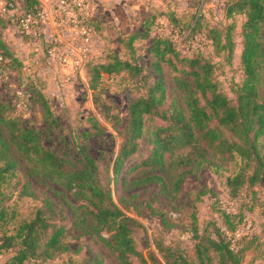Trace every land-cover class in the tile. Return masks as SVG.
<instances>
[{"label": "rangeland", "instance_id": "rangeland-1", "mask_svg": "<svg viewBox=\"0 0 264 264\" xmlns=\"http://www.w3.org/2000/svg\"><path fill=\"white\" fill-rule=\"evenodd\" d=\"M231 1L108 0L110 6L104 8L106 19L98 32L92 30L89 39L78 34L79 27L75 23L78 14L71 9L62 16L60 24L68 20L81 43L78 49H88L82 66L74 64L77 55L66 51L56 36L47 40L42 33L39 37H29L16 28L18 33L11 36L13 40L7 38L21 64L14 72L0 70V96L8 101L13 116L21 118L27 129L40 132L47 147L68 152L74 158L83 152L94 158L101 184L130 218L135 245L142 253L135 264H221L210 244L219 226L231 237L232 248L241 251V264H264V181L253 186L245 183L239 189L228 184V179L245 167L240 156L229 160L211 155L208 158L211 161L188 163L190 148H177L165 155V167L153 169L145 164L152 145L143 138L137 152L128 158L122 169L119 172L114 169L127 134L128 105L134 97L146 93L149 84L161 78L167 93L164 108L173 102L184 105L187 87L194 81L188 74L190 68L185 59L197 47L194 45H200V50L212 60L213 75L220 88L230 97L235 96L234 88L244 77L241 53L246 16L243 13L227 15L226 5ZM98 2L93 0L92 6L97 8ZM101 10L99 6L95 16L94 10L90 11L86 18L89 23H95L93 17L96 19ZM171 14L180 21V26H176L181 31L177 34ZM197 16L201 18L190 38L187 33ZM147 18L151 20L152 35L174 34L183 58H174L173 62L159 60L150 53L151 41L147 39L134 41L132 51L118 41V33L129 35ZM8 27L0 28L1 35H11L12 29ZM210 27L217 30L211 31V36L218 33L222 44H213L207 34ZM262 34L264 36V21ZM105 45L123 58L135 54L144 69L139 73H103L94 80L93 71L85 64L91 54L96 57L93 61L100 59ZM181 80L185 81L184 86L180 85ZM20 94L27 103L24 109L19 106ZM41 95L56 117L55 126H51L44 115ZM164 124L165 121L151 120L148 127L152 130L153 126ZM1 135L7 138L6 131L0 128ZM13 152L17 167L0 182V207L8 214L9 229L31 219L41 207L50 221L65 225L68 244L67 251L61 254L40 255L26 264H90L95 258L102 264H120L116 252L108 244L114 228L100 226L91 218L77 224L72 206L79 201L72 193L59 182L40 177ZM2 163L0 161V167ZM183 171L184 176L180 174ZM244 172L248 174L250 169ZM151 174L161 175L163 181L144 179ZM179 178L182 182L176 187ZM228 210L231 214H227ZM11 253H0V264H5Z\"/></svg>", "mask_w": 264, "mask_h": 264}, {"label": "trees", "instance_id": "trees-1", "mask_svg": "<svg viewBox=\"0 0 264 264\" xmlns=\"http://www.w3.org/2000/svg\"><path fill=\"white\" fill-rule=\"evenodd\" d=\"M24 6L27 10L36 11L40 3L38 0H24ZM226 12L227 15L243 13L246 16L241 53L244 77L234 88L235 96L230 97L220 88L213 75L212 60L200 50V45H194L197 47L185 59L190 68L188 74L194 77V81L187 87L184 105L173 102L168 108H164L167 93L161 78L156 80V83L149 84L146 93H140L130 101L127 134L114 162L115 172L122 169L128 158L137 152L139 141L146 138L152 145V150L145 164H150L153 169L158 166L165 167V155L173 153L175 149L190 148L186 159L188 163L201 164L207 160L211 161L212 159H208L211 155L229 160L240 156L245 167L228 179V184L235 189L245 183L253 186L264 181V90L261 89L264 87V0H232L226 5ZM0 18V24L6 23L0 28H6L10 21L9 16L0 14ZM171 18L172 23L175 22L172 25L177 34L181 31L178 27L180 21L173 15ZM194 18L195 21L187 33L190 38L194 36V28L201 16ZM150 21L149 18L145 19L127 36L118 33V41L132 51L134 41L147 39L151 41L150 53L159 60L173 62L174 58L182 57L174 34L152 35ZM87 24L96 32L100 30L97 23L88 21ZM1 29L0 52L8 57V62L0 70L8 69L14 72L21 64V59L2 37ZM211 31L217 30L210 27L207 31L213 44H222L218 33L212 37ZM107 45L102 49L103 56L100 59L93 61L96 57L91 54L86 61L85 65L93 71L94 80L103 73H139L144 69L136 60L135 54L123 58ZM158 73H162L160 65ZM184 82L181 80L179 83L184 86ZM40 97L44 115L49 119V124L55 126L56 117L49 102L42 95ZM151 120L165 121L166 124L155 125L150 130L148 124ZM0 128L7 133V138L0 136V161H3L0 167V182L17 167L13 155L15 151L36 174L45 180L59 182L79 201L72 203L75 210L74 221L77 224L86 223L91 218L100 226L114 228L108 244L116 252L120 264H135V259L142 257L131 233L130 218L115 204L110 191L101 184L93 157L83 152L81 156L74 158L68 152H58L47 147L39 131L34 128L27 129L21 118L13 116L8 101L2 96ZM247 168L250 169L248 174L244 172ZM180 174L185 175L184 171ZM144 179L163 181L159 174H151ZM178 180L176 187L181 185L182 178ZM7 215L5 208L0 207V253L12 251L5 264H26L40 255L51 257L67 251L65 225L50 221L41 207L36 209L31 219L18 223L17 227H14L15 230L9 229ZM231 242V237L221 230L220 226L215 232V237L210 239L221 264H241V251L232 248ZM90 264H102V261L95 258Z\"/></svg>", "mask_w": 264, "mask_h": 264}, {"label": "built area", "instance_id": "built-area-1", "mask_svg": "<svg viewBox=\"0 0 264 264\" xmlns=\"http://www.w3.org/2000/svg\"><path fill=\"white\" fill-rule=\"evenodd\" d=\"M38 1L40 7L36 11H32L25 8L24 0H0V14L13 18L17 29L23 35L39 37L46 23L59 25L62 16L71 9H75L78 14L75 20L79 27L78 34L85 36L86 39L90 38L92 28L87 24L86 18L91 11V0H53L48 4ZM87 50L86 47L79 49V55L74 60L76 66L84 64ZM7 62L8 57L0 52V69H3ZM19 106L23 109L27 107L22 94H20Z\"/></svg>", "mask_w": 264, "mask_h": 264}, {"label": "crops", "instance_id": "crops-1", "mask_svg": "<svg viewBox=\"0 0 264 264\" xmlns=\"http://www.w3.org/2000/svg\"><path fill=\"white\" fill-rule=\"evenodd\" d=\"M42 3H51L53 0H40ZM108 0H99L98 5L96 6L97 8H95L94 6H92L91 3V11L94 10V16L96 15V13L99 11V6L101 8H103V10L100 11V13L98 14V17L95 19L94 18V22L97 23L100 27L102 25V23H104V19H106L105 17V6H110V3H107ZM93 2V0L91 1ZM71 14V12L69 13V15ZM92 18V19H93ZM13 18L9 17L10 23L8 24L9 27L7 28L8 30L12 29L11 31V35L7 34V35H2V37L6 40V42L9 44L7 38L13 40L14 37L11 36H15L17 35V27L14 24V20ZM91 19V21H92ZM11 25H13V27H11ZM70 22L67 20L66 22L59 24V25H54L52 23H46L43 26V30H42V36L47 40L50 39L52 36L53 37H57L59 40H61L64 44V47L66 48V51H70L71 53H75L76 55H79V49H78V45L80 46L81 43L79 42V40L76 37V34L73 31V28H71L70 26ZM62 33V34H60ZM10 35V37H9ZM88 59V58H87Z\"/></svg>", "mask_w": 264, "mask_h": 264}]
</instances>
